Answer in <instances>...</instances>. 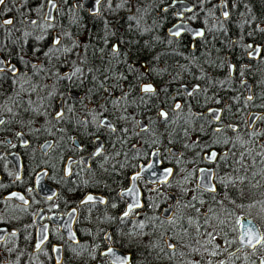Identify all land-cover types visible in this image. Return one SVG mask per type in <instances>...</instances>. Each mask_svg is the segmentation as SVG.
<instances>
[{
  "label": "flooded vegetation",
  "instance_id": "flooded-vegetation-1",
  "mask_svg": "<svg viewBox=\"0 0 264 264\" xmlns=\"http://www.w3.org/2000/svg\"><path fill=\"white\" fill-rule=\"evenodd\" d=\"M173 1L100 0L97 11L90 13L92 3L54 0L51 19L45 18L48 6H52L49 0H5L0 5V56L23 74L13 77L6 71L0 75V264H121L123 258H128V264L264 262V241L255 248L241 245L237 224V218H248L264 234V211L259 204L250 207L264 201V145L260 143L264 139V0H202L198 10L193 0H185L192 8L180 9L181 15L177 6H169ZM223 2L227 17L221 12ZM7 19L13 24H3ZM33 20L37 23H30ZM178 21L202 28L203 35H170L167 29ZM91 22L95 29L106 28L107 40L100 52L106 51L101 56L110 59L113 69L121 66L127 71L146 72L144 61L139 66L126 62L128 55L120 53L118 33L128 37L133 33H164L158 39L162 48L190 50L181 53L182 58L192 57L197 46L209 50L211 38L217 41L218 34L220 47L227 44L229 48L224 53L226 71H157L185 73L187 79L164 85L166 90L177 92L153 110L139 101L133 103L135 97H160L154 94L158 86L151 79L140 80L128 97L127 82L119 76H112L99 93L94 89L89 94L79 91L71 86L82 83V71L71 79L61 77L75 72ZM114 26L125 28L115 32ZM57 35L59 51L54 49L52 57H45ZM113 46L118 50L114 52ZM127 80L131 84L130 77ZM245 82L250 84L251 100L246 96ZM143 83H152L154 91L143 92ZM208 91L221 94H215L211 101ZM226 91L230 98L225 97ZM59 101L62 118L55 116ZM210 108L221 110L218 120L209 114ZM252 111L261 114L249 127L247 116ZM161 112L168 114L167 119ZM104 120L110 127L101 125ZM139 121L145 124L144 129ZM117 126L128 137L130 130L137 132L138 145L147 138L158 144L134 166L128 155L118 160L112 148ZM238 133L241 135L236 138ZM170 148L178 153H170ZM98 149H102L99 155ZM157 149L159 166L173 167V174L168 182L159 184L138 177L142 206L129 210L127 199L119 193ZM211 151L219 154L217 160L208 159ZM107 166L117 170L132 167L126 185L112 198L95 189L97 184L104 185L99 177ZM201 168L213 171L215 192L197 185ZM244 185L249 189L244 190ZM169 192L175 197L173 223L160 216L173 201ZM87 194L103 196L105 201L82 203ZM154 195L166 197L158 211L162 226L155 231L156 242L145 250L138 243L144 240L138 237L143 230L135 225L143 221L146 197L155 206ZM126 211L128 216H124ZM71 212L75 241L66 237L62 226ZM206 231L216 235L213 244L205 243L210 239ZM167 241L175 248H169ZM214 245H219L215 256L210 254ZM109 248L121 254L117 262L105 253Z\"/></svg>",
  "mask_w": 264,
  "mask_h": 264
},
{
  "label": "trees",
  "instance_id": "trees-1",
  "mask_svg": "<svg viewBox=\"0 0 264 264\" xmlns=\"http://www.w3.org/2000/svg\"><path fill=\"white\" fill-rule=\"evenodd\" d=\"M193 1L196 5V10H198L199 6L203 4L202 0ZM114 27L113 28L116 29L114 30L115 32L119 28H125L118 26ZM161 29L164 30V28ZM164 35V33L160 35L133 33L128 37L125 34L118 33V40L121 44L120 53L123 54L124 52V55H128V58L126 57V62L134 63L135 66H139L140 63L144 61L146 72L127 71L121 66L113 69L110 59L102 58L101 56L102 54L106 55V51L100 52L102 44L107 40L106 28L99 27L95 29L91 22L89 29L85 33V49L76 59L78 60V63L76 62L77 66H80L83 73V81L80 84L78 83L79 85L74 84L71 87L82 92H87L88 94L91 92L90 90L93 89L95 92L99 93L105 85H109L112 76H119L120 78H124L125 82H127L128 93L126 95L128 97L133 91L135 92L140 80L151 79L158 86V89L154 94L159 95L160 97L154 98V96L150 97V95H147L142 98V100H140V98L137 100L135 97L133 103L136 104L139 101V104L144 103L147 107L153 110L158 104L166 103L171 100V94L177 92V89L166 90L164 85L174 83V85H177L181 81L186 82L187 79L185 73L183 75H173L168 73L162 74L157 71H226L224 66V53L229 51V48H227L228 45L226 43V45L224 44L225 47H220V36H218V34L216 35L217 41H214L211 38L209 50L203 51L200 46H197V48L191 51L192 57L190 58H182L180 56L181 53L185 54L190 51L187 47H185L184 50L178 49L176 52L162 48L160 46L161 44L158 43V39L159 37H164ZM40 62L42 63V59ZM128 77L131 79V84L127 80ZM219 93L221 94L219 91L206 92L210 97L212 96L210 99L211 101H214V95ZM224 95L227 98L231 97V94L227 91ZM116 129L112 144L113 150L118 154V157L116 158L122 160V157L128 155L132 159V162L130 163L133 166L136 164L137 160L143 159L147 156L149 150L154 144H158L157 140L147 138L142 141V144L138 145L135 140L137 132L130 130V135L128 137L127 134L125 135L124 132L118 129V126ZM113 169L115 168L107 166L100 171L101 176L99 179L103 181L104 185H95V189L106 193L110 198L116 197L117 191L126 185L127 176L131 172L130 170L132 167L129 170ZM244 187H247L244 188V190L249 189L248 186L244 185ZM153 198L156 202L155 206H152L153 203L150 204L149 198H145V213L142 218L143 221L135 225V227L143 230L138 233V237H143L144 240H139L138 243L143 245V249L145 250H147L150 244L156 242V237L158 238V236H156L155 231L162 226V220L158 216V211L160 206L165 202L166 197L165 195H154ZM141 224L144 226L140 227Z\"/></svg>",
  "mask_w": 264,
  "mask_h": 264
},
{
  "label": "water",
  "instance_id": "water-1",
  "mask_svg": "<svg viewBox=\"0 0 264 264\" xmlns=\"http://www.w3.org/2000/svg\"><path fill=\"white\" fill-rule=\"evenodd\" d=\"M83 1H84L85 5H91V3H92L91 9L89 10L90 13H95L97 11V4L95 3V0H83ZM172 5L173 6L174 5L177 6V8H178L177 14L178 15H181L180 11H179L180 9L190 10L192 8V6L185 0H175L169 6H172ZM220 8H221L222 14L225 11H227L226 10V3L223 2L221 4ZM52 10H53L52 6L49 5L48 8H47L46 15H45L46 19H51L52 18ZM177 30L180 33L181 32H186V33H188L189 35H191L194 38L195 37H199V36H197L195 34L196 32H203L202 28L195 27L192 24H190L189 22H182V21H178L174 25L169 27L167 29V32L170 35H173L172 33L177 31ZM174 36H176V35H174ZM0 60H3L1 58V56H0ZM12 65H14V64H12ZM229 69H230V71L233 70V65L232 64H229ZM145 85H151L154 88V85L152 83H143L141 85V90L143 89V87ZM245 86H246V89H247L246 96L249 97V96H251L250 84L248 82H245ZM183 87H184V89H187V86L184 85ZM77 95L78 94H75V93L72 94V96H77ZM58 104H59V110L58 111H60L61 110V101H59ZM208 112H209V114L212 116V118L214 120H218L215 117L220 116L221 110L219 108H210V109H208ZM260 114H261V112H259V111H252V112H250L248 114V116H247V124H248L249 127H252V125L254 124V122L256 121V119L258 118V116ZM55 116H56V114H55ZM104 121H106V123L108 124L107 120H104ZM139 125H140L141 129L145 128V124H143L142 121H139ZM48 143L49 142H47L46 144L48 145ZM260 143L262 145H264V139L261 140ZM169 152L172 153V154H177L178 153V151L173 149V148H170ZM154 153L156 155H154ZM160 163H161V161H160V158H159V149H157V150H154L151 153V157H150L148 163L147 164H141L139 166L138 171L133 173L130 176V183H129L128 187L123 189L119 193V195L121 197L127 199V201H128L127 209H129V205H133V204H135L137 202H139L140 207L142 206V200H141L142 192H141V189H140V187L138 185V177L144 178L146 180V182L149 183V184H154V183L159 184V183L164 181V170L165 169H172L173 170V167H171V166H167V167H162L161 168L159 166ZM149 165H152V167L149 168ZM202 169L203 170H207V173L202 172L201 171ZM172 174H173V171H172ZM171 176L168 177V180L170 179ZM133 177H136V179H133ZM168 180H167V182H168ZM163 183H165V182H163ZM197 185L199 187H201V188L206 189V190H208L212 186H215V184L213 182V171L211 169H208V168L199 169ZM129 190H131V191H129ZM168 195L172 198L173 201L167 207H164L162 209V211L160 213V216L163 217V218H165L166 216H170L171 215L167 210L170 209V208H173L174 202H175L174 195L171 192H169ZM89 196L93 197V199L91 201H100V202H104L105 201V198L103 196L95 195V194H87L83 198V200L81 202L82 203L83 202H90L89 200H87V197H89ZM140 207H134V208H140ZM134 208H132V209H134ZM242 218H245V217H242ZM73 219H74V213L71 212L70 214H67V217H66L65 221L62 222V226H63V230L65 232L66 237L68 239H70V240L75 241L76 237H75L73 229H72ZM247 220H250V219L245 218V222ZM44 236H46V235H44ZM167 242L170 243L169 241H167ZM253 243H255V241H253ZM109 249L113 250V254H107V255L110 257V259L112 261L117 262L118 261V255H121V254L115 248H109ZM105 253H108V251H106Z\"/></svg>",
  "mask_w": 264,
  "mask_h": 264
},
{
  "label": "snow or ice",
  "instance_id": "snow-or-ice-1",
  "mask_svg": "<svg viewBox=\"0 0 264 264\" xmlns=\"http://www.w3.org/2000/svg\"><path fill=\"white\" fill-rule=\"evenodd\" d=\"M49 3H51V4H52V7L55 8L54 0H49ZM95 3L98 5V4L100 3V0H95ZM3 4H5V0H0V5H3ZM223 15H224L225 17H227V16H228V12L225 11V12L223 13ZM30 23H32V24H36L37 21L33 20V21H30ZM3 24L11 25V24H13V20H12V19H7V20L3 21ZM0 26H2V25H0ZM172 34H173V35H176V36H179V35H180V32L177 30V31L173 32ZM195 34H196L197 36H201V35H203V32H196ZM25 35H28V34L25 33ZM43 38H44V37H40L39 39H43ZM60 43H61V40H60L59 35L55 36V37L52 39V43H51V46L49 47L48 51L44 52V56H45V57H52L53 54H54V53H53V50H54V49H55L56 51H59V48H58L57 46L60 45ZM248 47H249V48H252L253 46H252V45H249ZM39 50H40V49H34V51H39ZM117 50H118V47H117V46H113V51L115 52V51H117ZM65 51H70V49H65ZM254 51H257V52H258L259 49H254ZM32 67H33V68H36L37 65L33 64ZM6 71H10V72L12 73L13 77H18V76H20V75H23L22 73H20L19 69L16 68L15 65L10 64V62H5L4 60H0V75L4 74ZM80 71H81L80 68H76V69H75V72H73L71 75L65 74V75H64L63 77H61V78H62V79H71V76H74L77 72H80ZM15 82H16V81L14 80V83H15ZM32 90L35 91L36 88H33ZM142 91L145 92V93H149V92H153V91H154V88H153L151 85H145V86L143 87ZM190 94H191V93H190ZM248 99L251 100L252 97L249 96ZM175 107H176L177 109H179L181 106H180L179 104H177ZM61 108H63V105H61ZM63 115H64L63 110L57 111V113H56V117H57V118H62ZM167 115H168V114H167L166 112H161V113H160V116L163 117V118H165V119H167ZM215 118H216V119H219V116H217V117H215ZM0 123H2V121H0ZM101 125H102V126H109V127H110V125H108V124L106 123V121H101ZM215 131L219 132L220 129H216ZM101 150H102V149H98V151H97L96 154L99 155V153H100ZM154 155H156V154L154 153ZM218 157H219V154L216 153L215 151H212V152H210V153L208 154V159H209V160H212V161L217 160ZM241 159H242V158H241ZM151 167H152V165H149V168H151ZM172 171H173L172 169H165V170H164V181H163V182H165V183L167 182L168 177L172 175ZM201 171L207 173V170H203V169H202ZM133 179H136V177H133ZM229 182H232V181H229ZM221 183H223V181H221ZM208 190H209V191H212V192H215V191H216V188H215V186H212V187L209 188ZM129 191H131V190H129ZM13 195H15V194H13ZM19 198H20V199H23V197H19ZM92 199H93V197H91V196L87 197V200H89V201H91ZM195 199H196V197H193V200H195ZM257 204L260 205V207H261V211H264V201H257V202H254L253 204L250 205V207H253V208H254V207L257 206ZM134 207H140L139 202H137V203H135V204H133V205H129V210H131V209L134 208ZM167 211H168L171 215H170V216H166L165 219H167L169 223H173L174 220H173L172 217L175 215V209H174V208H170V209H168ZM197 211H199V210L197 209ZM209 211H211V209H210ZM128 215H129V212L126 211V212L124 213V216H128ZM205 219H206V221H207V217H206ZM237 224L239 225V228L241 229V233H240V236H239V241H240L241 245L251 246L252 248H255L256 245H259V244L262 243V241H264V234H260V229L257 228V227L253 224V222H252L251 220H247V221L245 222V218H237ZM143 226H144L143 224L140 225V227H143ZM233 230L235 231V229H233ZM185 231H187V230L185 229ZM197 231H199L198 228H197ZM206 235H207L210 239H208L205 243H206V244H213V242H214L215 239H216V235H214L213 232H211V231H206ZM253 241H255V243H253ZM195 243H197V244H201V241H199V240H195ZM226 243H231V242L226 241ZM201 246L204 247V250H205V251L208 250L207 247H205L204 244H201ZM168 247L174 249V248H175V245L169 243V244H168ZM215 249H219V245H214V246H213V250H212L211 253H210V254L213 255V256H215V255L218 254L217 251H216ZM196 251H199V249H196ZM107 254H113V250H112V249H109ZM121 264H128V258H123V259L121 260ZM209 264H210V262H209ZM262 264H264V262H262Z\"/></svg>",
  "mask_w": 264,
  "mask_h": 264
},
{
  "label": "rangeland",
  "instance_id": "rangeland-1",
  "mask_svg": "<svg viewBox=\"0 0 264 264\" xmlns=\"http://www.w3.org/2000/svg\"><path fill=\"white\" fill-rule=\"evenodd\" d=\"M77 67H78V66H77ZM77 67H76V68H77ZM263 122H264V118H263V120H261V123H263ZM240 135H241V134L238 133L236 138L240 137ZM183 173H184V172L181 170V171L179 172V174H178V177L181 178L182 175H183ZM174 182H176V178L174 179Z\"/></svg>",
  "mask_w": 264,
  "mask_h": 264
}]
</instances>
